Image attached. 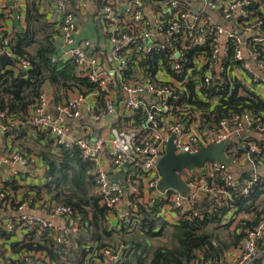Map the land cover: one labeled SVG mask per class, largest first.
I'll list each match as a JSON object with an SVG mask.
<instances>
[{"label":"built area","instance_id":"2783aa9c","mask_svg":"<svg viewBox=\"0 0 264 264\" xmlns=\"http://www.w3.org/2000/svg\"><path fill=\"white\" fill-rule=\"evenodd\" d=\"M37 1L42 5L43 0ZM88 1L54 0L51 11L56 10L59 15L61 46L59 56L51 58V62L72 60L78 77L94 84L95 90L87 96L77 91L60 92L55 96L59 100L55 118L48 113L47 97L41 92L24 124L7 120L6 114L0 112V134L27 125L49 134L55 148L77 147L83 160L93 165L100 204L120 227L132 226L140 207L157 204L161 217L174 224L200 217L195 206L205 196L220 206L233 196H247L264 177V142L248 139L255 133L264 134V120L253 118L248 112L216 119L213 111L206 113L210 120H205L203 112L181 102L188 97V85L193 82L196 97L214 110L219 98H209L198 91L202 85L199 82L207 88L214 80L221 87L228 83L232 88L236 83L251 87L264 101V36L253 35L256 31L264 33V20L255 13L261 12L254 8L255 0H94L98 4L94 14L97 32L110 46L109 69L92 52L90 40H78L79 15L85 12ZM21 3L22 0H13L6 12L18 11ZM206 11L221 14L224 20L236 24L239 32L212 25ZM15 18L20 19L21 14H15ZM7 42L6 38L0 45V55L16 61ZM260 46L262 50L255 49ZM252 63L263 75L253 73ZM88 96L95 103L90 119L98 122L116 116L117 126L110 129L108 137L93 139L89 131H83L79 138L70 140L66 121L82 119ZM172 134L175 154H195L210 144L238 140L223 151L237 175L215 161H207L202 171L183 170L179 174L191 191L186 196L172 189L159 192L157 164ZM1 161L22 168L30 163L19 152ZM122 170L123 182L109 178L110 172L116 175ZM124 199L127 206L123 210L120 205ZM51 215L72 220L73 209L55 204ZM4 228L9 233L16 229L45 233L54 226L42 217L29 215L16 223H5ZM78 230L76 223L67 226L57 232L54 240L70 241ZM260 240H264V213L258 226L246 232L240 242V255L233 264H251L258 259L262 253L257 245ZM120 244L101 251L110 264H121L129 248ZM0 264L31 261L23 254L19 259L5 258Z\"/></svg>","mask_w":264,"mask_h":264},{"label":"trees","instance_id":"16d2710c","mask_svg":"<svg viewBox=\"0 0 264 264\" xmlns=\"http://www.w3.org/2000/svg\"><path fill=\"white\" fill-rule=\"evenodd\" d=\"M40 6L37 0H30L25 28L14 34L13 38H8L6 47L16 55L18 67L0 66V112L6 114L7 120L19 121L20 124H24L46 84L58 94L77 91L87 96L95 90L94 84L78 77L72 60L51 62V58L59 56V44L56 42L59 23L48 22L46 14L40 12ZM255 13L264 20V11ZM255 49L260 51L263 47ZM199 84H202L198 90L200 93L208 94L209 98H219L216 108L211 110L207 102L196 97L193 82L188 85V97L183 98L181 103L203 112L205 120H210L206 115L210 111H213L216 119L229 113L248 112L251 117L264 120V101L251 87L247 88L241 83H236L233 88L229 83L221 87L217 86L215 80L207 88L203 87V82ZM36 134L40 136L45 133L37 130ZM248 139L262 143L264 134L255 133ZM57 150V156L42 155L45 162L43 183L40 186L30 185L28 189L36 195L47 194L55 204L71 207L72 219L79 227L80 237L56 243L54 238L48 237L50 234L43 233V241H49V244L30 249L45 252L49 262L41 264H92L95 260L102 261L104 255L101 251L114 242L117 233L121 234L122 243L129 246L121 264H222L224 254L231 247L236 248L247 231L258 226L264 213V206L261 207L264 200L263 177L259 178L247 196H233L226 205H218L209 196L200 198L195 206L200 217L170 224L161 217L158 205L154 204L140 207L132 226H118L114 230L108 227L107 210L95 193L92 163L83 160L77 147L59 146ZM13 183L10 180L7 185ZM251 212L252 218L238 220L235 232L230 233L229 239L221 236L222 231H228L233 224L234 220H230L232 214L234 217ZM126 233L128 239H125ZM164 233L168 234L167 244H151V240ZM88 240L92 245L87 244ZM69 242L74 244V248L70 247L67 251L66 244ZM257 245L262 253L251 264H264V240Z\"/></svg>","mask_w":264,"mask_h":264},{"label":"crops","instance_id":"0c3cea01","mask_svg":"<svg viewBox=\"0 0 264 264\" xmlns=\"http://www.w3.org/2000/svg\"><path fill=\"white\" fill-rule=\"evenodd\" d=\"M13 0H0V45L6 38H13L14 34L25 28L26 10L29 0H22L19 10L12 13H7V8L10 7ZM254 7L260 11H264V3L262 0H255ZM53 3L49 0H43L40 6V12L46 14L48 22L59 23V15L56 10L51 11ZM98 4L94 0H89L86 10L79 15V27L81 28L78 40H90L92 43L93 53L97 54L102 60L104 67L109 69L112 67V62L109 58L110 46L98 34L97 26L94 22V14ZM211 17V24L223 27L227 31L239 32L236 24L224 20L221 14L217 12L206 11ZM15 14H21L20 19L15 18ZM258 35L264 36L262 31H256ZM254 34V33H253ZM4 36V37H3ZM246 37V36H245ZM5 38V39H4ZM60 46V38L56 41ZM32 52V49H29ZM11 67V66H9ZM18 67V65H17ZM252 71L255 75H263L255 64H251ZM46 94V107L48 113L55 118L58 116L56 105L59 102L55 98L56 93L49 84H46L42 90ZM69 95V93H67ZM95 103L90 96L87 97L84 115L79 121H66V126L70 136V140H75L81 136L83 131H89V137L95 139L98 137H108L110 129L117 126V117H110L98 122H93L90 119V112L94 108ZM36 129L29 127L16 126L12 130L0 134V164H3L1 159L9 156L13 152H19L29 158V165L26 168L18 164H5L6 167H0V262L5 258L19 259L23 254L30 257L31 264L48 263L45 252L40 250H31L36 246H46L49 241H43V233L37 231H24L16 229L13 232H6L5 223H16L22 216L36 215L50 222L54 229L46 232L50 234L49 238H54L57 232L67 226H71L76 222L66 218L54 217L51 215V208L55 203L51 202L50 197L45 194L36 195L28 186L42 185L43 176L45 174V162L43 154L58 155L57 148L54 147L53 139L49 134H36ZM51 137V138H50ZM52 139V140H50ZM128 166V165H127ZM127 169V167H126ZM230 172L236 176L237 170L232 168ZM124 170L117 172L116 175L109 173V178L116 182H123ZM13 181L11 185H7ZM3 189V190H2ZM5 191V193L3 192ZM127 202L124 199L121 202L123 210L126 208ZM108 227L117 229L118 225L114 217H108ZM56 232V233H55ZM79 230L73 239L79 238ZM47 235V234H44ZM51 236V237H50ZM121 234L117 233L114 242L109 246H121ZM86 242V241H84ZM92 245L91 242H87ZM74 248V244L67 243L66 250ZM240 255V244L235 248L231 247L223 256L222 264H233L237 261ZM92 264H110L107 256H104L102 261L95 260Z\"/></svg>","mask_w":264,"mask_h":264},{"label":"water","instance_id":"95a60500","mask_svg":"<svg viewBox=\"0 0 264 264\" xmlns=\"http://www.w3.org/2000/svg\"><path fill=\"white\" fill-rule=\"evenodd\" d=\"M148 2L149 0H143ZM253 35H257L254 33ZM248 36V35H246ZM0 66H17V62L8 58L6 55H0ZM174 134L170 136L165 146V153L158 161L157 170L161 177L157 184V190L164 192L166 189H172L181 196H186L191 191L186 183L180 178L183 170L199 169L202 171L203 165L207 161H215L231 170L230 161L225 157L223 151L231 143H238V140H225L220 143L210 144L207 148H200L195 154H175L173 146ZM6 167L0 164V167ZM127 166V165H126Z\"/></svg>","mask_w":264,"mask_h":264},{"label":"rangeland","instance_id":"374dc122","mask_svg":"<svg viewBox=\"0 0 264 264\" xmlns=\"http://www.w3.org/2000/svg\"><path fill=\"white\" fill-rule=\"evenodd\" d=\"M244 138V137H243ZM264 206V200H262V203H261V207ZM260 210V208H258ZM252 213H240V215H234L233 217V214L230 216V220H234L233 224L227 229L228 231H222L221 233V236L225 239H229L231 237L230 233H234L235 232V227H236V224L238 222L239 219L241 218H252ZM125 239H128V235L126 233V236H125ZM168 243V234L164 233V235H162L161 237H158L156 239H153L151 240V244L154 245V246H157L159 244H167Z\"/></svg>","mask_w":264,"mask_h":264}]
</instances>
